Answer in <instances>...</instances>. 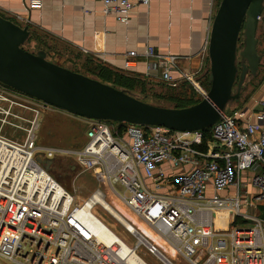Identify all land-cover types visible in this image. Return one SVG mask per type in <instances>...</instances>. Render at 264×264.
Segmentation results:
<instances>
[{"label": "built area", "instance_id": "built-area-1", "mask_svg": "<svg viewBox=\"0 0 264 264\" xmlns=\"http://www.w3.org/2000/svg\"><path fill=\"white\" fill-rule=\"evenodd\" d=\"M100 2L103 15L124 23L149 0ZM42 5L43 0H26L28 10H41ZM257 20L264 22V12ZM135 55L126 54L125 70L132 67ZM144 56L154 60L149 70L161 68V82L176 86L171 76L176 69L174 56L157 54L149 46ZM182 79L204 95L198 81L186 74ZM11 93L28 98L0 85V264H128L127 257L141 246L135 235L128 233L135 242L122 254L121 244H107L75 216L91 203L119 221L104 205L105 191L189 264H264V213L259 210L264 207V103L249 116L238 109L225 113L210 129L196 132L70 115L85 126V138L79 148L66 149L37 143L40 117L53 107L30 98L32 103L15 100ZM12 106L32 117L12 114ZM8 116L27 126L10 122ZM4 127L24 132L22 142L4 136ZM38 155L71 158L79 172L95 177L97 188L80 204L71 193L73 201L67 204L53 196L48 199L50 193L36 186L39 179L34 174L50 175L36 161ZM244 173L249 174V185L242 182ZM246 185L256 193L250 201L245 191L242 203ZM31 186L38 190L28 194ZM229 188L233 192L228 193ZM144 247L155 257L160 254L151 242Z\"/></svg>", "mask_w": 264, "mask_h": 264}, {"label": "water", "instance_id": "water-1", "mask_svg": "<svg viewBox=\"0 0 264 264\" xmlns=\"http://www.w3.org/2000/svg\"><path fill=\"white\" fill-rule=\"evenodd\" d=\"M263 12L264 0H220L207 44L208 87L198 102L187 107L150 104L146 97L48 61L44 50L29 52L24 49L30 37L28 27L1 15L0 85L88 120L164 127L177 132L205 131L219 123L228 106L239 100L246 78L257 75V18ZM36 161L47 170L52 159L38 155Z\"/></svg>", "mask_w": 264, "mask_h": 264}, {"label": "crops", "instance_id": "crops-1", "mask_svg": "<svg viewBox=\"0 0 264 264\" xmlns=\"http://www.w3.org/2000/svg\"><path fill=\"white\" fill-rule=\"evenodd\" d=\"M219 2L149 0L147 6L136 7L124 23L118 22L112 15H103L100 0H43L41 10H28L26 0H0V15L22 27L27 26L48 47H52L51 44L62 47L74 56L83 58L88 65H99L112 72L161 82V68L149 70L154 60L144 56L146 48L152 47L157 54L176 58V69L171 71V76L177 80V87L185 82L183 74L191 76L199 84L207 83V44ZM256 33L259 35L258 40L256 37V51L260 65L255 78L261 76V79L257 90L243 101L242 107L235 109L243 111L245 116L261 109L264 103V22L258 23ZM128 52H135L136 55L132 67L125 70L123 64ZM200 86L205 90L207 85ZM193 89L198 98H184L187 103L183 106L201 99V94ZM169 98L164 100L174 107ZM64 130L61 129V133ZM41 140L46 143L45 146H49L46 139L41 137ZM79 140L81 143L82 139ZM68 144L70 147L76 146L74 140ZM74 170L79 172L76 166ZM242 179L248 184L249 174H242ZM229 192H233V189L229 188ZM261 208L259 210L264 213V207Z\"/></svg>", "mask_w": 264, "mask_h": 264}, {"label": "rangeland", "instance_id": "rangeland-1", "mask_svg": "<svg viewBox=\"0 0 264 264\" xmlns=\"http://www.w3.org/2000/svg\"><path fill=\"white\" fill-rule=\"evenodd\" d=\"M256 37L258 40L259 35ZM242 44V33L240 35V46ZM52 47H48L47 44H44L41 40H33L30 43L25 44V50L35 53L38 50L46 49L47 59L48 61L68 68L72 71L88 74V70L92 65H88L86 61H84L81 57H76L73 54L67 52L66 49L58 46H54L51 44ZM90 74V73H89ZM88 74V75H89ZM92 75V74H90ZM261 76L255 79H251L249 76L246 78L244 85L245 89L242 91L239 100L236 103H232L228 106L226 113L230 114L233 112L236 107H242L243 101L247 100L259 87ZM143 83L138 84L136 86L137 89H140L138 94L140 97H146V102L163 106V107H172V104L166 102L164 99L169 98L171 96L180 95L182 98H198L196 97L195 90L188 82H182L177 87H169L163 82L160 81H148V80H141ZM204 83V84H203ZM141 85V86H140ZM200 85H207L206 82H200ZM205 87V86H204ZM207 88H205L206 90ZM15 100L19 97L20 99L23 98L27 103L31 102L29 98H24L20 95L13 94ZM10 94V95H11ZM12 98V97H11ZM10 112L12 114H16L19 116H24L26 119H30L32 115L29 112L25 114L15 106H12ZM71 114H66L60 112V110L51 108L50 110L45 111L42 113L40 117L39 129L36 132L37 143L40 145H44L43 140L41 137L47 140V144L52 147L57 148H79L83 144V138H85V126L80 123L75 117H71ZM7 120L13 122L22 127H26V123L19 122L12 117L8 116ZM61 129H65L61 133ZM2 134L11 140H15L18 142H22L25 137L24 132L20 130H16L10 127H4L2 129ZM71 134H73L71 136ZM71 136V138H70ZM78 139V140H77ZM82 139V142L80 143ZM75 141L76 146L70 147L67 143L71 141ZM45 146V145H44ZM71 158L65 156H57L56 160H54L50 166V175L53 177L59 185L67 190L69 193L73 194L76 198L78 204L82 203L79 200H85L98 186L95 177L89 173H79L75 172L74 166L72 165ZM74 167V168H72ZM249 181V180H248ZM243 182V179H242ZM249 192L250 201H252L253 195L256 193L255 189L251 186L243 188L241 190L240 200L242 203L246 202V193L245 191ZM104 191V190H103ZM120 192V190H119ZM105 201L108 203L112 208L117 210L116 212L122 216L128 223H130L136 231H138L145 241L151 242L152 244L157 246L158 251L160 254L164 255L168 261L172 264H189L187 261L183 260L181 257H177L172 250L165 245L161 240H159L155 234L151 232V230L145 226L141 221H139L135 216H133L122 204L119 205L113 200L115 197L110 195V192L105 191ZM114 197V198H111ZM263 209V208H261ZM96 213L103 220L110 228L117 233V235L124 240V242L129 245L133 246L135 242L134 236L129 235L125 232L123 227L117 224L106 212H104L99 207L96 208ZM145 245H141L136 253L148 264H163L159 259H157L153 254H149L144 247Z\"/></svg>", "mask_w": 264, "mask_h": 264}, {"label": "bare ground", "instance_id": "bare-ground-1", "mask_svg": "<svg viewBox=\"0 0 264 264\" xmlns=\"http://www.w3.org/2000/svg\"><path fill=\"white\" fill-rule=\"evenodd\" d=\"M36 179H39L36 181V186H42L44 188V190L46 189L47 192H49V196L48 199H50V197L53 196L54 199L59 198L61 202H65V204H67V202H70L71 200L73 201V197L72 195L66 191L64 188H62L49 174L45 173V172H41V173H36L34 174ZM32 179L28 178V185H32ZM38 190L36 187L34 188V186H31V188L28 190V194H30L32 192V190ZM67 194V198L65 197L64 194ZM110 195H112L110 193ZM114 196V195H113ZM115 197V198H114ZM111 198H114L113 200L119 205L122 204L133 216H135L127 206H125L120 200H118V198H116V196H114ZM77 198V197H76ZM47 199V200H48ZM78 199V198H77ZM80 201L84 202L83 199H80ZM97 200H99L101 202V199L97 197ZM104 205H106V207L110 210V212L119 220L117 221L125 230L126 233H132L133 235H135V237L138 239L139 244L141 245H145L147 246V240L145 241V239L143 238V236H139L136 233V229L130 224L128 223L122 216H120L113 208H111L106 202H104ZM48 207V205H46ZM76 218H78V220L84 224L88 229L91 230V232L93 234H95V236H98L100 239L104 240L107 244H113L115 242L121 244L122 247V254H124L127 250H129V248L131 246L127 245L124 240H122L115 231H113L110 226H108L105 222H103L101 219H99L97 213H96V207L93 206L91 203H87V205H85L83 208L77 210L76 212ZM139 221H141L145 226L146 224L139 219L137 216H135ZM116 220V219H115ZM102 222V223H101ZM116 222V221H115ZM116 222V223H117ZM117 223V224H118ZM108 226V227H107ZM148 227V226H147ZM149 228V227H148ZM150 229V228H149ZM111 230V231H110ZM151 230V229H150ZM113 232V233H112ZM151 232L153 234H155L152 230ZM156 235V234H155ZM156 237L161 240L164 244L165 242L156 235ZM166 245V244H165ZM171 249V248H170ZM172 250V249H171ZM159 252V251H158ZM160 253V252H159ZM172 253L175 254L174 250H172ZM156 257L163 263V264H168V259L162 255L159 256L158 254H155ZM176 255V254H175ZM127 263L128 264H148L146 263L137 253L132 254L130 256L127 257ZM172 264V263H171Z\"/></svg>", "mask_w": 264, "mask_h": 264}, {"label": "trees", "instance_id": "trees-1", "mask_svg": "<svg viewBox=\"0 0 264 264\" xmlns=\"http://www.w3.org/2000/svg\"><path fill=\"white\" fill-rule=\"evenodd\" d=\"M33 40H38V39L35 36V34L30 32V37H29V40L27 41V43H30ZM24 49H25V45H24ZM88 72L92 75H90L89 73H88L89 75L86 73L84 75L89 76L91 78L98 79L99 81L107 83L109 85H112L118 89L128 90L129 92H131L135 96L140 97V95L138 93L142 92V91H140V89H139V91H137L136 86H139L138 84H142L143 82L141 80H143V79L131 76L129 74L112 72V71L108 70L107 68L101 67L99 65L91 66L90 69L88 70ZM207 87H208V85L206 86V88ZM169 99H170V101L172 99V102L174 103L175 108L187 107V106L195 104L196 102L199 101V100H196V101L191 102L187 106H183L187 102H185L186 99L182 98L180 95L171 96ZM54 160H56V159H52V162ZM52 162H51V164H52ZM51 164L49 166H47L48 167L47 170L49 171V173L51 170V168H50Z\"/></svg>", "mask_w": 264, "mask_h": 264}]
</instances>
